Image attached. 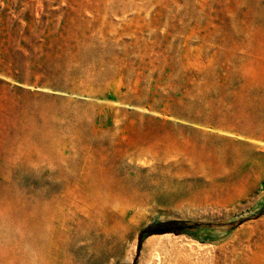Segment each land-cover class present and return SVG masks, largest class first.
<instances>
[{
	"label": "rangeland",
	"instance_id": "374dc122",
	"mask_svg": "<svg viewBox=\"0 0 264 264\" xmlns=\"http://www.w3.org/2000/svg\"><path fill=\"white\" fill-rule=\"evenodd\" d=\"M0 264H264V0H0Z\"/></svg>",
	"mask_w": 264,
	"mask_h": 264
}]
</instances>
